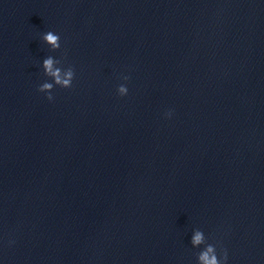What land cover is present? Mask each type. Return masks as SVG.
Returning a JSON list of instances; mask_svg holds the SVG:
<instances>
[{"label":"clouds","instance_id":"9594fccd","mask_svg":"<svg viewBox=\"0 0 264 264\" xmlns=\"http://www.w3.org/2000/svg\"><path fill=\"white\" fill-rule=\"evenodd\" d=\"M43 40L52 50H57L61 47L60 37L58 34L49 31L43 35ZM61 64L60 60L54 59L52 56H48L42 62V68L44 75L50 77L52 82H44L40 85L38 91L47 93V99L52 101L54 99L52 90L54 86L61 88H71L73 86V80L75 78V72L72 67L66 69L58 66ZM124 80H128V76L123 77ZM120 96H125L128 93L126 85L122 84L117 89ZM171 116V112L166 114ZM192 245L194 247L205 245L204 249L198 254V264H226L228 256L227 251H223L222 256L218 257L216 247L212 244H206L204 233L200 230H196L192 236Z\"/></svg>","mask_w":264,"mask_h":264}]
</instances>
